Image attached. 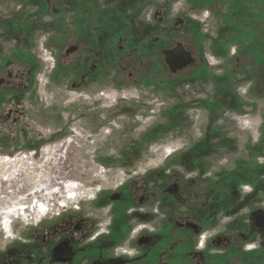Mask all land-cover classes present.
<instances>
[{
    "label": "rangeland",
    "instance_id": "rangeland-1",
    "mask_svg": "<svg viewBox=\"0 0 264 264\" xmlns=\"http://www.w3.org/2000/svg\"><path fill=\"white\" fill-rule=\"evenodd\" d=\"M58 1L0 0V49L11 54L21 45L36 70L35 92L8 98L0 112V252L67 210L100 216L106 207L93 204L100 193L154 182L167 166L213 174L247 159L264 163V149L255 155L264 126V0H84V29L94 30L93 11L112 10L133 46L160 50L170 39L193 38L203 61L170 86L115 85L105 61L107 81L75 87L53 51L71 25L68 0L56 12ZM88 64L75 71L84 76ZM258 182L256 205L264 203V178ZM238 186L244 194L253 187ZM227 220L215 219L210 233Z\"/></svg>",
    "mask_w": 264,
    "mask_h": 264
},
{
    "label": "flooded vegetation",
    "instance_id": "flooded-vegetation-1",
    "mask_svg": "<svg viewBox=\"0 0 264 264\" xmlns=\"http://www.w3.org/2000/svg\"><path fill=\"white\" fill-rule=\"evenodd\" d=\"M61 1L56 12L62 9ZM18 2L20 5L21 0ZM66 3L71 25L55 36L53 51L57 69L63 58L68 64L71 87L88 86L94 78L107 81L105 61L115 72V85L136 86L156 81L170 86L203 61L200 46L193 38L192 43L184 37L170 39L160 50L147 43L136 47L127 32H117L121 25L112 18L116 16L112 10L108 14L102 8L93 11L88 24L94 30L88 31L81 27L87 17L82 10L84 0ZM106 50H110L109 55ZM9 51L0 49V112L9 108L4 105L8 98L20 100L22 94L35 92V66L31 68L25 62L31 55L24 53L21 45L11 54ZM84 59L89 64L81 76L75 68ZM170 59L179 61L175 69ZM158 72L163 78H154ZM15 113L21 116V109ZM255 144L254 154L258 156L264 149V126ZM191 171L183 166L178 172L167 166L162 178L154 182L141 178L145 180L136 186L131 181L114 192H102L93 203L98 208L106 207L100 216L70 210L59 213L51 222L25 233L21 243L0 252V264L16 260V264H264V203L257 198L256 205L251 199L259 192L264 163L247 159L218 173ZM248 180L252 191L244 194L238 185ZM238 191L241 204L234 206L232 198ZM220 216L229 220L210 233L213 221ZM103 219L107 221L103 223Z\"/></svg>",
    "mask_w": 264,
    "mask_h": 264
},
{
    "label": "water",
    "instance_id": "water-1",
    "mask_svg": "<svg viewBox=\"0 0 264 264\" xmlns=\"http://www.w3.org/2000/svg\"><path fill=\"white\" fill-rule=\"evenodd\" d=\"M186 59H187L186 60L187 62H185V63H188L189 62V59L188 58H186ZM169 62L171 63V65H172L171 67H173V69H175L179 65V61H172V59H170Z\"/></svg>",
    "mask_w": 264,
    "mask_h": 264
}]
</instances>
